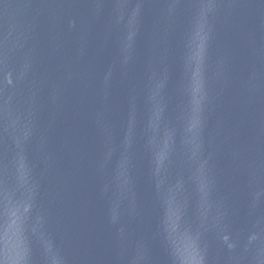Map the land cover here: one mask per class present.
<instances>
[{"label": "water", "instance_id": "1", "mask_svg": "<svg viewBox=\"0 0 264 264\" xmlns=\"http://www.w3.org/2000/svg\"><path fill=\"white\" fill-rule=\"evenodd\" d=\"M0 264H264V0H0Z\"/></svg>", "mask_w": 264, "mask_h": 264}]
</instances>
